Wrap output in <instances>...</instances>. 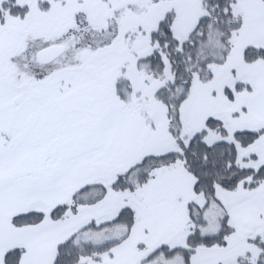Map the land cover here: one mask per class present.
Returning <instances> with one entry per match:
<instances>
[{
	"label": "snow or ice",
	"instance_id": "snow-or-ice-1",
	"mask_svg": "<svg viewBox=\"0 0 264 264\" xmlns=\"http://www.w3.org/2000/svg\"><path fill=\"white\" fill-rule=\"evenodd\" d=\"M0 264H264V0H0Z\"/></svg>",
	"mask_w": 264,
	"mask_h": 264
}]
</instances>
